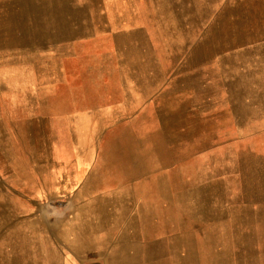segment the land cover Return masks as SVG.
Masks as SVG:
<instances>
[{"label":"rangeland","instance_id":"obj_1","mask_svg":"<svg viewBox=\"0 0 264 264\" xmlns=\"http://www.w3.org/2000/svg\"><path fill=\"white\" fill-rule=\"evenodd\" d=\"M87 16L94 30L74 25ZM105 20L116 45L106 36L63 44ZM111 54L163 72V121H26L58 117L67 87L91 85ZM225 69L229 96L241 102L221 111ZM95 135L123 166L157 171L164 199L177 201L164 209L165 231L180 227L177 243L222 245L229 261L241 252L264 264V0H0V264H72L65 229L79 206L57 189L54 161L76 137ZM203 213L226 220L193 242L188 215Z\"/></svg>","mask_w":264,"mask_h":264},{"label":"crops","instance_id":"obj_2","mask_svg":"<svg viewBox=\"0 0 264 264\" xmlns=\"http://www.w3.org/2000/svg\"><path fill=\"white\" fill-rule=\"evenodd\" d=\"M76 9L90 10L87 7ZM98 11L106 12L104 8ZM85 19L76 21L74 25L94 30L97 23L91 17ZM108 23L107 20L103 22V33L67 36L63 44L73 47L80 41L94 42L106 36L116 45L113 39L117 32ZM69 55L68 58L76 60L84 57L81 54ZM225 56L221 55V58ZM111 58L107 60H113L110 69L103 71L91 85L67 87L69 91L62 97L64 110L58 117L33 114L28 115L26 121H141L143 118L163 121V72L157 67L145 70L137 65L128 66L125 55L111 54ZM223 71L221 111L227 109L228 103L235 106L241 102V98L233 100L229 96L227 69ZM175 99H178V92H175ZM242 101L255 102L247 98ZM98 138L91 136L84 143L79 136L76 137L75 148L56 156L63 160L54 161L60 174L57 189L67 191L70 203L79 206L65 229L71 245L68 258L72 264H260L245 262L241 252L239 256L236 253L234 262L229 261L228 248L222 245L177 243L174 237L180 235V227L171 224L168 230L164 229L165 218L171 219L165 217L164 209L177 204V201L164 199V185L157 180V171L142 168L137 160H126L123 166L116 160L123 156L117 155L116 151L100 150ZM103 157L108 158L104 165L100 162ZM139 157V154L124 155L126 159ZM69 174H76V177L67 176ZM178 219L173 217V220ZM187 220L192 222L193 242H202L201 239L207 240L208 234L219 232L216 230H220L226 215L193 214L188 215ZM88 252L97 258L94 256L89 260Z\"/></svg>","mask_w":264,"mask_h":264}]
</instances>
